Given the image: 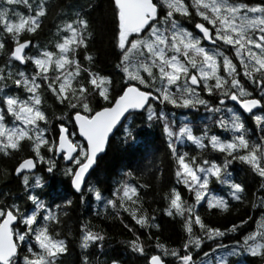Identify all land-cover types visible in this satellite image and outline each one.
I'll use <instances>...</instances> for the list:
<instances>
[{
    "label": "snow or ice",
    "instance_id": "obj_1",
    "mask_svg": "<svg viewBox=\"0 0 264 264\" xmlns=\"http://www.w3.org/2000/svg\"><path fill=\"white\" fill-rule=\"evenodd\" d=\"M114 244L264 264V0H0V264H126Z\"/></svg>",
    "mask_w": 264,
    "mask_h": 264
},
{
    "label": "trees",
    "instance_id": "obj_2",
    "mask_svg": "<svg viewBox=\"0 0 264 264\" xmlns=\"http://www.w3.org/2000/svg\"><path fill=\"white\" fill-rule=\"evenodd\" d=\"M41 40H46L47 34L46 33H42L41 34ZM47 105H50V107H48V115L49 118H52L53 116H59L62 115L63 110L58 107L54 101L52 99H48L47 100ZM203 110L201 109V112ZM187 114V113H184ZM178 119H179V113H178ZM136 123L139 124L140 120L137 119ZM193 123H197L196 121H193ZM251 127V126H250ZM199 134V133H197ZM157 143H159V140L157 141ZM194 147V146H193ZM163 152V148L161 147L160 152L158 153V155H161ZM121 160V154L119 152V147H118V141H116L115 139L113 140V144L112 147L108 153V156L105 157L103 164L106 168L108 169H112L113 167H118V164L120 163ZM118 173H119V168L117 171V174L112 176V179L109 180V183H113L117 178H118ZM102 180L105 179V177L103 175H101L100 177ZM145 179H147V177H145ZM105 196L108 195V193H104ZM192 201L189 200V203H191ZM146 207L148 206L147 204L145 205ZM97 207V203L95 202V199L93 198V210L95 211ZM103 204L99 205L100 209H103ZM152 207L154 208H162L163 204L162 203H155L152 205ZM84 209L81 207H77L76 208V212L81 213L83 212ZM110 211V209L108 210ZM125 216L127 215L126 213L124 214ZM158 215H160V213H158ZM241 216L244 215V212L241 211L240 213ZM254 218L253 220L249 221V224L247 226H245V234H247L248 231H255L257 230V224L256 221L260 219V213L259 212H255L254 214ZM103 219V217L101 218H97L94 219V223L100 225L101 227L105 228L106 231L108 232V234L112 237H114L115 239H124V238H129V234L126 233V231L123 229V227L119 224L118 221H112V220H103V223H101V220ZM214 225H225L226 223H228L229 221H234L236 219V217L234 216H228V217H219V216H210L208 218ZM126 223L129 222L128 220L125 221ZM138 228V226H137ZM155 231V230H153ZM179 225H169L167 226L165 232H164V236L162 237V241L164 240V237H171V240L176 242V243H172L170 244V246H177V243L179 242ZM140 234L142 235V238L144 237V233L143 230H140ZM225 243H229L228 240L224 241ZM115 247V249L119 250L122 252V255L125 258L126 264H129V262L131 261V257L129 256L128 253L123 252V246L119 245V244H114L113 245ZM207 250V249H205ZM78 251V249L76 250ZM75 258V253L73 254V256L68 257V260L71 261ZM101 259H104V257H101Z\"/></svg>",
    "mask_w": 264,
    "mask_h": 264
},
{
    "label": "rangeland",
    "instance_id": "obj_3",
    "mask_svg": "<svg viewBox=\"0 0 264 264\" xmlns=\"http://www.w3.org/2000/svg\"><path fill=\"white\" fill-rule=\"evenodd\" d=\"M203 110V109H202ZM185 115H188V113L187 114H185Z\"/></svg>",
    "mask_w": 264,
    "mask_h": 264
},
{
    "label": "flooded vegetation",
    "instance_id": "obj_4",
    "mask_svg": "<svg viewBox=\"0 0 264 264\" xmlns=\"http://www.w3.org/2000/svg\"><path fill=\"white\" fill-rule=\"evenodd\" d=\"M249 126H251V124Z\"/></svg>",
    "mask_w": 264,
    "mask_h": 264
}]
</instances>
